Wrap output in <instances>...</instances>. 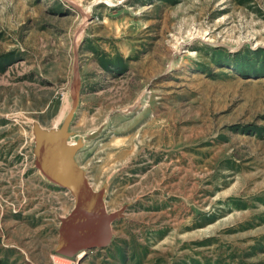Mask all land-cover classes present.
<instances>
[{
    "label": "rangeland",
    "instance_id": "1",
    "mask_svg": "<svg viewBox=\"0 0 264 264\" xmlns=\"http://www.w3.org/2000/svg\"><path fill=\"white\" fill-rule=\"evenodd\" d=\"M0 264H264V0H0Z\"/></svg>",
    "mask_w": 264,
    "mask_h": 264
},
{
    "label": "water",
    "instance_id": "2",
    "mask_svg": "<svg viewBox=\"0 0 264 264\" xmlns=\"http://www.w3.org/2000/svg\"><path fill=\"white\" fill-rule=\"evenodd\" d=\"M64 144L62 137L53 136L46 157L41 162V167L50 177L71 190L81 213L80 218L71 223L70 234L60 238L58 245L83 250L93 249L100 245L102 240L97 198L81 175L72 168L77 144Z\"/></svg>",
    "mask_w": 264,
    "mask_h": 264
},
{
    "label": "bare ground",
    "instance_id": "3",
    "mask_svg": "<svg viewBox=\"0 0 264 264\" xmlns=\"http://www.w3.org/2000/svg\"><path fill=\"white\" fill-rule=\"evenodd\" d=\"M84 252V250H82L81 252H80V254H82Z\"/></svg>",
    "mask_w": 264,
    "mask_h": 264
}]
</instances>
